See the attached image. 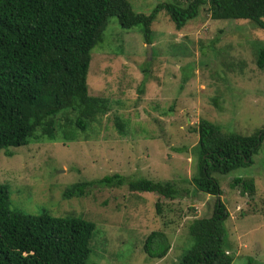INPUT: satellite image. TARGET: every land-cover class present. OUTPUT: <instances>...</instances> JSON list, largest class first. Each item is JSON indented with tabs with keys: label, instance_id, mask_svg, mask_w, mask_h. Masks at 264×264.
Wrapping results in <instances>:
<instances>
[{
	"label": "rangeland",
	"instance_id": "1",
	"mask_svg": "<svg viewBox=\"0 0 264 264\" xmlns=\"http://www.w3.org/2000/svg\"><path fill=\"white\" fill-rule=\"evenodd\" d=\"M130 2L136 13L151 15L159 4L173 0ZM109 27L105 43L93 51L88 84L92 95L110 99L111 111L93 124L89 139H44L8 149L12 157L3 150L0 184L10 190L12 208L24 213L45 210L67 217L76 212L92 219L96 231L89 264H175L193 245L190 224L210 217L218 198L201 193L192 181L200 120L242 135L264 129V70L257 65L264 30L245 20H212L204 12L178 31L160 11L152 24L160 55L146 77L143 67L153 52L149 59L143 27L123 29L116 17ZM174 44L181 48L176 54L170 48ZM116 115L130 121L132 133L120 135ZM113 174L171 181L180 195L170 200L125 185L63 197L75 183ZM217 177L220 200L230 214L226 226L233 264H264V142L252 165ZM235 178L253 179L255 195L242 196ZM154 230L166 232L172 243L164 260H153L143 250L141 241Z\"/></svg>",
	"mask_w": 264,
	"mask_h": 264
},
{
	"label": "trees",
	"instance_id": "2",
	"mask_svg": "<svg viewBox=\"0 0 264 264\" xmlns=\"http://www.w3.org/2000/svg\"><path fill=\"white\" fill-rule=\"evenodd\" d=\"M163 10L178 31L204 12L212 20H245L264 30V0H173L159 4L151 15L136 13L130 0H0V153L7 150L4 155L12 157L8 149L44 139L64 143L89 139L93 124L111 111L110 99L92 95L88 84L93 51L105 43L111 18L116 17L123 29L143 27V41L153 52L150 64L143 67L148 77L160 55L152 24ZM171 47L173 54L181 50L175 44ZM257 65L264 70V47L258 50ZM146 82L147 78L143 85ZM115 123L120 135L130 133L127 118L116 115ZM196 131L197 171L192 181L201 193L218 198L210 217L190 224L193 245L175 264H233L226 226L230 214L220 200L223 191L217 175L252 165L264 142V129L252 135L229 133L201 119ZM125 185L170 200L180 195L171 181L113 174L75 183L63 197L81 198L94 187ZM234 185L242 196L252 197L257 191L253 179L235 178ZM161 206L156 203L158 213ZM82 215L24 213L12 208L8 186L0 184V264H89L96 224ZM141 243L156 261L164 260L172 249L162 230L152 231Z\"/></svg>",
	"mask_w": 264,
	"mask_h": 264
},
{
	"label": "water",
	"instance_id": "3",
	"mask_svg": "<svg viewBox=\"0 0 264 264\" xmlns=\"http://www.w3.org/2000/svg\"><path fill=\"white\" fill-rule=\"evenodd\" d=\"M149 51H148V57L150 58L151 57V54H152V48L151 46L148 47Z\"/></svg>",
	"mask_w": 264,
	"mask_h": 264
}]
</instances>
